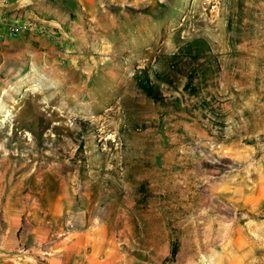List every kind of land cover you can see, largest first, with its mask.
Returning <instances> with one entry per match:
<instances>
[{
    "label": "rangeland",
    "instance_id": "rangeland-1",
    "mask_svg": "<svg viewBox=\"0 0 264 264\" xmlns=\"http://www.w3.org/2000/svg\"><path fill=\"white\" fill-rule=\"evenodd\" d=\"M108 1L74 60L0 68V189L125 227L126 264H264V0Z\"/></svg>",
    "mask_w": 264,
    "mask_h": 264
},
{
    "label": "crops",
    "instance_id": "crops-1",
    "mask_svg": "<svg viewBox=\"0 0 264 264\" xmlns=\"http://www.w3.org/2000/svg\"><path fill=\"white\" fill-rule=\"evenodd\" d=\"M110 4L108 0H0V68L9 71L35 62L45 64L59 51L62 63L74 60L70 54L74 49L89 44L96 34L107 33L108 21L116 19L110 14ZM11 27L18 29L17 35L10 34ZM9 82L10 76L0 75V85ZM12 192L0 189V264L128 261L125 227L100 222L93 212L80 225L38 222L25 201L13 198Z\"/></svg>",
    "mask_w": 264,
    "mask_h": 264
},
{
    "label": "trees",
    "instance_id": "trees-1",
    "mask_svg": "<svg viewBox=\"0 0 264 264\" xmlns=\"http://www.w3.org/2000/svg\"><path fill=\"white\" fill-rule=\"evenodd\" d=\"M201 43H199L198 45H196V48H190V54L193 56V58L199 59L200 58V54L202 52H204V50H201ZM196 50V51H195ZM208 59V58H207ZM210 61L208 60L206 63L207 67H211ZM203 72L206 74V76H208L209 74V70L206 68L203 70ZM194 81V78L191 75L187 76V81L184 85V90L186 91H193L195 90L197 95H199L198 89L196 87H192L191 83ZM142 88L144 89V91L151 96L152 98L156 99V100H163V98L161 97V94L158 93V88L152 84L148 78V76L146 77V79H144V81L141 83ZM165 100V99H164ZM198 100V99H197ZM198 106H202V107H206V104L202 101H198L197 103ZM201 107V108H202ZM175 251V250H174Z\"/></svg>",
    "mask_w": 264,
    "mask_h": 264
},
{
    "label": "built area",
    "instance_id": "built-area-1",
    "mask_svg": "<svg viewBox=\"0 0 264 264\" xmlns=\"http://www.w3.org/2000/svg\"><path fill=\"white\" fill-rule=\"evenodd\" d=\"M9 32L11 35H17L18 29L16 27H11V29H9ZM52 36L57 38V35L54 33H52Z\"/></svg>",
    "mask_w": 264,
    "mask_h": 264
},
{
    "label": "bare ground",
    "instance_id": "bare-ground-1",
    "mask_svg": "<svg viewBox=\"0 0 264 264\" xmlns=\"http://www.w3.org/2000/svg\"><path fill=\"white\" fill-rule=\"evenodd\" d=\"M244 244V243H243Z\"/></svg>",
    "mask_w": 264,
    "mask_h": 264
}]
</instances>
